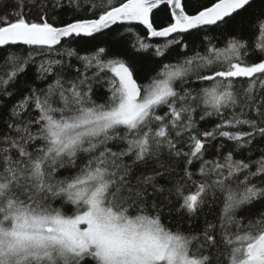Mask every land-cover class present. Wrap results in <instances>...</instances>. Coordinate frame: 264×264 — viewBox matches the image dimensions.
<instances>
[{"label":"snow or ice","instance_id":"1","mask_svg":"<svg viewBox=\"0 0 264 264\" xmlns=\"http://www.w3.org/2000/svg\"><path fill=\"white\" fill-rule=\"evenodd\" d=\"M0 8V264H264V0Z\"/></svg>","mask_w":264,"mask_h":264},{"label":"trees","instance_id":"2","mask_svg":"<svg viewBox=\"0 0 264 264\" xmlns=\"http://www.w3.org/2000/svg\"><path fill=\"white\" fill-rule=\"evenodd\" d=\"M205 2H206V0H205ZM9 3H10V0H9ZM0 14H6L4 8H0ZM163 16H164V13L162 11L161 12H157L156 13V19H157V21L159 22L163 18ZM132 39L133 38H131V37L125 38L126 43L128 44V46H129L130 49H131ZM145 42H149V41H147V39H146ZM151 42L152 43H155L156 41L153 40ZM213 42H216V41L214 40ZM202 50L203 49H201V51ZM140 55H142L144 57H147L149 59H157V58L151 56V52H148V53H140ZM167 55H168V53L166 52L165 53V56H167ZM37 59L39 60L40 58L38 57ZM64 59H65V62L66 63H73V64L76 63L75 60L69 61L66 57ZM158 59L164 60L165 63H175L176 62V57H174V56L173 57H170L168 59H165L164 57H161V58H158ZM151 67H152L151 64H149L147 66V68L145 69V71H150ZM150 74L151 75H155V72L154 71H150ZM29 75L31 76L33 74L30 73ZM138 79H140L141 82H146V80L143 77H138ZM196 119L198 121V127L201 128V130H205V129L206 130H211V128L216 123H218V120L215 117H210L206 121H199V116L197 115ZM221 143L225 144L226 147L230 144V142L223 141L222 138H219L218 137L216 140H214V141L211 142V145H209V151H208V153H206L205 158L206 159H213L214 156H215V151L216 150H215L214 147H212V145H218V144H221ZM254 143H260V141H254ZM258 155H259L258 152H254V154H253L254 158L256 156H258ZM257 207H259V206H257ZM208 213H209V209L207 207H205L204 212L201 214V222H203L204 214H208ZM209 219H212V216L210 214H209ZM178 220H179V217L177 216V214L175 212H173L172 216L169 217L167 215V210H165V223H169V221H171V225L173 227H175V225H176V223H177ZM185 227H187L186 224H185Z\"/></svg>","mask_w":264,"mask_h":264}]
</instances>
